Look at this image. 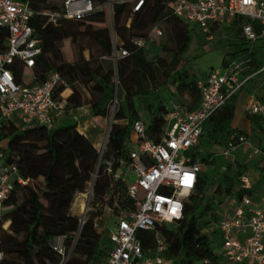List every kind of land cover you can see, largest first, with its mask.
<instances>
[{"label": "trees", "instance_id": "obj_1", "mask_svg": "<svg viewBox=\"0 0 264 264\" xmlns=\"http://www.w3.org/2000/svg\"><path fill=\"white\" fill-rule=\"evenodd\" d=\"M91 1L104 7L96 10L94 4V11L82 19H67L62 16L57 23H53L49 21L47 14L35 15L31 24L41 40L42 52L36 58L32 70L19 61L11 65V69L16 81L25 84L42 82L50 72H59L66 78L68 85L58 88L55 97L62 100L61 94L66 88H71L72 93L66 98L67 109L90 104L96 115L106 118L110 116L116 98L104 157H115L117 165L121 157L127 158L129 155L128 142L132 124L142 119L140 108L150 114V120L144 121L147 124L148 138L159 141L169 101H178L188 109H193L199 104L201 97L197 87L199 78L190 68L193 59L168 72L158 60V54L148 58L146 61L153 65L157 76L152 86H146L139 77L138 70L131 64L132 58L141 53V48L133 39L146 40L153 25L173 17L175 22L183 26L179 49L182 54L199 33L196 31L198 27L167 9L168 0H144L137 9L129 4L132 0H114L115 41L114 37L100 36L93 26L95 22H104L105 18L110 23L109 11L106 14L104 11L105 0ZM29 2L38 12L62 11L63 2ZM242 22V19H236L229 28L235 27L242 34ZM8 35V29L0 27V53L6 49ZM66 41L78 49L77 60L70 61L66 58L63 50ZM245 44L243 36L231 42L229 46L232 49L228 57L234 58L243 51ZM121 49L130 54L117 60L115 72L113 69L105 72L102 58ZM86 50L88 58L84 55ZM255 58L254 70L260 67L261 51H255ZM226 62L224 59L223 64ZM26 71L32 74L29 81L24 80ZM114 74L118 75V84ZM117 87L122 89L121 93L116 92ZM164 92L168 93V97ZM87 93L89 97L85 96ZM239 93L228 98L222 108L206 121L200 143L192 150L194 160L209 163L212 158V153H203L202 141L226 149L230 145L237 147L241 144L240 137H246L244 131L232 127ZM173 94L179 97L173 99ZM249 117L254 124L264 129L260 115L249 114ZM3 140H7V146L3 149L8 158L18 163L20 174L30 181L25 185L18 184L5 202L6 207L0 217V264H59L62 256L51 247L50 241L57 235H65L67 248L72 247L80 228V217L70 211L76 195L87 190L95 175V200L100 201L108 189L109 180L104 173V165L99 167L100 153L92 140L78 129L76 122L60 123L53 127L43 124L24 125L17 117L0 125V142ZM255 163L257 171L263 170L262 162L257 160ZM241 165L246 167L248 164L241 162L239 166ZM246 174L241 169L236 177L221 172L211 176L203 171L199 173L195 188L185 201L182 218L159 227L168 244L166 257L182 264H203V260L207 258L219 261L216 251L221 238L214 225L223 213L220 212V205L224 199L217 200L216 197L224 193L236 199L244 195L257 198L262 191L264 173L250 188H243L241 177ZM37 179H40V183L31 184ZM96 214L92 213L82 226L66 264L105 262L111 244L106 232H100L95 227ZM6 222H9L7 228L4 227ZM138 236L145 249L153 247L154 231L142 229Z\"/></svg>", "mask_w": 264, "mask_h": 264}, {"label": "built area", "instance_id": "obj_2", "mask_svg": "<svg viewBox=\"0 0 264 264\" xmlns=\"http://www.w3.org/2000/svg\"><path fill=\"white\" fill-rule=\"evenodd\" d=\"M132 2L137 9L144 0ZM166 7L174 15L197 26L209 39L215 29L222 25L230 27L236 19H242L245 48L234 58H228L223 68H212L198 79L201 97L195 108L188 109L178 101L168 103L159 141L148 138L144 120H136L130 132L129 155L121 157L117 165L115 157H104L112 122L109 124L106 139L97 147L100 164L104 165V173L109 180L108 189L100 201L93 196V202H85L79 218L80 228L70 249L65 235H57L50 241L51 247L62 256L59 264L68 262L81 228L92 213H97L95 227L106 232L111 244L103 264H182L165 256L168 244L159 227L175 223L183 216L185 201L193 192L202 171V162L193 159L192 150L200 143L206 121L222 108L228 98L242 92L256 78L262 93L249 98L245 112L260 115L264 127V0H168ZM107 8L111 21L113 1ZM94 9L91 0H63L60 12H38L29 0H0V27L9 31L6 49L0 53V125L17 117L24 125L53 127L59 124L57 118L65 111V105L55 94L58 88L68 85L66 78L54 71L42 82L19 83L11 65L19 61L32 70L42 52L41 40L31 24L35 15L47 14L50 22L57 23L62 16L67 19L85 18ZM155 31L162 33L157 28ZM258 50L261 51V64L254 70L255 51ZM117 52L119 57L127 54L125 49ZM240 141L248 145L249 158L264 165V145H253L244 136ZM6 146L7 140L0 142V217L15 187L30 181L20 174L18 163L8 158L3 149ZM234 148L230 145L224 150V155H229ZM252 183L248 174L241 177V187L250 188ZM93 187L91 184V194ZM8 225L6 222L4 227ZM214 226L221 238L216 251L219 261L207 258L203 264H223L222 261L264 264L263 199L249 195L235 199L223 210ZM142 229L154 231L153 247L144 248L138 236Z\"/></svg>", "mask_w": 264, "mask_h": 264}, {"label": "rangeland", "instance_id": "obj_3", "mask_svg": "<svg viewBox=\"0 0 264 264\" xmlns=\"http://www.w3.org/2000/svg\"><path fill=\"white\" fill-rule=\"evenodd\" d=\"M111 1L114 0H105V14L108 12L107 7H110ZM48 2L60 4L63 2V0H48ZM94 4L96 6V10H101L102 7H104V5H99L96 3ZM129 4L131 5V7L134 6L131 1H129ZM173 19V17L171 19H164L153 25L148 32V38L146 40L141 38L133 39L138 40L142 43H136L141 48V53L138 55V57L132 58L131 64L134 69L138 70V75L143 80V83L146 86H152V84H154L155 77L157 76L153 69V65L147 63L146 60L148 58L158 54L160 56L158 60L161 62V65L163 64V68L165 70H168V72L180 68L186 61L193 59L190 65L191 70L198 78H203L206 72H208L210 69L223 68V60H228V53L232 49L229 44L242 36L241 33H238L236 31L235 27L230 29L228 26L222 25L220 29H215L211 33V38L209 39L207 35H205L201 30H198L197 26L194 25L197 28L196 31L199 34L195 35L188 50L181 54L179 52L181 46L180 31L181 29H183V26L182 24L175 22V20ZM93 26L95 31L100 36H111L112 38L114 37L115 41L117 40L114 28V18L111 19L110 23H108L105 18L104 22H95L93 23ZM155 28L161 30V35L155 31ZM190 28L191 27H189L188 30H190ZM63 50L68 60H77L79 54L78 49H76L75 46L71 44V42L66 41L64 43ZM129 54L130 53L127 52L125 56H128ZM84 55L87 58L89 57L88 50L84 52ZM119 58L121 57H119L118 52L116 53V51H114L111 56L103 57L102 62L104 64L105 72L109 69H113L115 72L117 60ZM31 77V72L26 71V73L24 74V80L29 81ZM113 77L116 81V84H118V75L114 74ZM116 92L121 93L122 89L117 87ZM164 95L168 97V93L164 92ZM85 96L89 97L88 93ZM172 97L173 99H177L179 96H177V94H173ZM116 103L117 99L115 98L113 106L111 108V114L106 118L101 116V118L96 119L95 117H97L98 115H96L92 106L90 104H85L83 105V108H74L77 109L75 113L81 120V123L78 122L70 112L66 111L65 119L62 120L61 124L76 122L78 125L80 123L79 128L80 130H83L82 127H84L85 124H88L91 121V125H95L100 129V135L98 136V138H92V142L95 144V146L99 147L106 139V135L109 130V124L111 122L113 123L112 117ZM65 108L67 110L68 106L65 105ZM139 111L142 114L141 118L144 121L148 122L150 120L149 112L141 108ZM201 149L203 150V153L209 152L213 154L209 163L202 162V171L208 176L216 174L217 172H221L227 173L232 177H236L239 169L247 173L253 180V183L261 176L260 172L257 171L258 168L255 163L257 160L249 158V150L245 152L244 145H241L237 149H233L227 156L224 155L225 149L223 147L208 145L205 141H202ZM239 160L244 163L246 162L248 165H246V167L244 165L239 166V164L241 163ZM100 165L101 164H99V167ZM96 176L97 175H95L94 177ZM37 183H40V179L34 180L31 184ZM91 184L92 182L89 184L85 192H79L76 195L75 200L71 206L70 211L75 215H78L79 217H81L82 214V204L84 202H86L87 204L88 201L93 202V196L95 195L94 191L93 194L90 193ZM262 186L263 187L261 192L264 194V183L262 184ZM220 198L224 199V202H222L220 205V212L226 209L236 199L234 196H226L224 193L219 194L216 197L217 200H219ZM105 213L107 215V211H105Z\"/></svg>", "mask_w": 264, "mask_h": 264}, {"label": "crops", "instance_id": "obj_4", "mask_svg": "<svg viewBox=\"0 0 264 264\" xmlns=\"http://www.w3.org/2000/svg\"><path fill=\"white\" fill-rule=\"evenodd\" d=\"M71 93H72V89L71 88H66L64 90V92L61 94V96L63 98L61 100L63 105H66V103H67L66 98ZM261 93H262V89L260 87L259 81L256 78H254V80L251 81L248 85H246L244 90L239 93L238 101H237V107H236V112H235V116H234V119H233V122H232V127L233 128H238V129L244 131L245 134H246V138L253 145H264V129H261L256 124H254V122H252V120L249 117V114H247L245 112V106L247 105V103L249 101V98L253 94L261 95ZM80 108H83V106L80 107ZM77 109H79V107ZM77 109H67L66 110V108H65V111L62 113V115L57 118L58 123L60 124L62 122V120L65 119L66 111L70 112L71 115H73V117H75V119L78 122H80L81 120L79 119V117L75 113V111ZM140 114H141V112H140ZM95 118L99 119V118H101V116H97ZM68 123H70V122H68ZM80 123L78 124V129L79 130H80V128H79ZM82 128H83V130H80V131L82 133H84L85 135H87L91 140H92V138H98V136L100 135V132H99L100 129L97 128L95 125H91V121L88 124H85L84 127H82ZM241 145H244L245 152H247L249 150L248 145L247 144H243V143L239 144L234 149H237ZM238 159H242V158H238ZM259 172H260V174H262V172L264 173V170L260 169ZM259 199L260 200L261 199L264 200V194L262 192H260V194H259ZM222 263L223 264H229V263H227L225 261H222Z\"/></svg>", "mask_w": 264, "mask_h": 264}, {"label": "bare ground", "instance_id": "obj_5", "mask_svg": "<svg viewBox=\"0 0 264 264\" xmlns=\"http://www.w3.org/2000/svg\"><path fill=\"white\" fill-rule=\"evenodd\" d=\"M82 195V194H81ZM86 195V194H85ZM85 208V202L82 204V209Z\"/></svg>", "mask_w": 264, "mask_h": 264}, {"label": "water", "instance_id": "obj_6", "mask_svg": "<svg viewBox=\"0 0 264 264\" xmlns=\"http://www.w3.org/2000/svg\"><path fill=\"white\" fill-rule=\"evenodd\" d=\"M118 172H120V171H118ZM94 181H95V177H94V179H93V181H92V185H94Z\"/></svg>", "mask_w": 264, "mask_h": 264}]
</instances>
